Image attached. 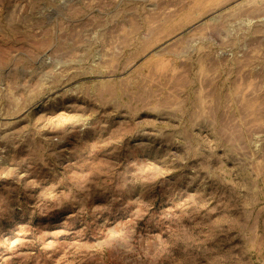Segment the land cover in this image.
Masks as SVG:
<instances>
[{
    "label": "rangeland",
    "instance_id": "rangeland-1",
    "mask_svg": "<svg viewBox=\"0 0 264 264\" xmlns=\"http://www.w3.org/2000/svg\"><path fill=\"white\" fill-rule=\"evenodd\" d=\"M0 264H264V0H0Z\"/></svg>",
    "mask_w": 264,
    "mask_h": 264
}]
</instances>
